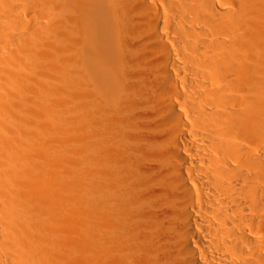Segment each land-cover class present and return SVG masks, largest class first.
<instances>
[{"label": "bare ground", "instance_id": "1", "mask_svg": "<svg viewBox=\"0 0 264 264\" xmlns=\"http://www.w3.org/2000/svg\"><path fill=\"white\" fill-rule=\"evenodd\" d=\"M0 264H264V0H0Z\"/></svg>", "mask_w": 264, "mask_h": 264}]
</instances>
